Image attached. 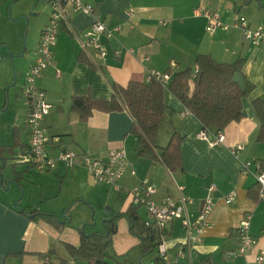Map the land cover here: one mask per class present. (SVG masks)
Listing matches in <instances>:
<instances>
[{"label": "crops", "instance_id": "0c3cea01", "mask_svg": "<svg viewBox=\"0 0 264 264\" xmlns=\"http://www.w3.org/2000/svg\"><path fill=\"white\" fill-rule=\"evenodd\" d=\"M16 1L0 0V53L10 58L21 54L22 59L16 61L13 71L20 75L24 84L37 55L40 32L49 19L50 0H29L20 5ZM82 1L94 6L95 14L108 28L119 26L120 29L113 39L105 41V57L96 60L94 50L81 48L74 36L83 33L92 22V16L66 7L67 23H60L50 64L37 79L51 104L42 124L49 136L58 138L49 153L55 155L62 147L91 158L106 159L110 149L122 147L130 163L118 185L132 188L148 179L156 185V201L166 195L176 198L177 186H180L183 194L193 198V203L187 206L191 220L196 217L202 200L211 196L215 203L190 249L180 244L185 231L179 220L168 225L167 252L165 258L161 257L165 264H256V257L264 251V199L258 194L256 198L250 197L248 190L258 184V162L264 159V142H257L254 154L251 151L258 129L252 101L264 99V44L251 45L237 27L218 28L209 33L205 30L206 19L200 12L204 8L216 11L226 24L243 16L250 28L264 27V0ZM19 16L21 19L28 16L29 22L22 52L18 42L21 24L16 23ZM197 54H209L215 61L227 63L241 58V71L253 87L241 98L243 117L223 129L222 144L211 145L198 133L205 131L211 135L215 131L202 127L166 89L167 81L157 144L164 147L173 133L180 136V165L174 170H169L160 160L159 148L153 149L151 155L140 152L137 137L132 132L133 118L126 109L93 110L84 121L71 110L74 96L109 100L113 96V84L126 86L130 81L147 82L150 70L164 73L168 69L177 71L189 66L195 69L193 61ZM9 61L6 57L0 59V96L2 91L6 95L4 102H0V111L6 110L12 115L8 126L10 144L7 145L16 141L13 149L20 150L19 157L27 151L29 130L22 96V101L12 107L13 100L6 89L12 77ZM235 144H242L243 148L232 153L230 147ZM246 161L250 166L242 171L241 166ZM16 162L20 164L16 170L24 171L19 187L12 182L14 176L11 168H7V160L2 173L6 171L3 177L9 182L5 186L3 180L0 181V264H85L71 259L64 243L78 246L81 228L87 233H103L102 220L125 211L129 198L110 185L96 182L81 160L72 168L57 162L54 168L43 173L20 159ZM211 186L213 190H209ZM18 189L22 190L19 202ZM231 192H234L233 200L225 203L224 197ZM105 204L108 207L103 212ZM14 205L25 210L39 209L53 216L55 223L45 217L25 216ZM137 210L144 220L145 209L137 207ZM91 211L94 217H99V220L93 218V225L89 223ZM246 213L251 217L253 244L245 255L228 257L226 253L240 244L236 227ZM140 242V238L130 232L127 219L119 216L107 253L121 258L122 264H153L154 258L159 256L157 248L143 254ZM179 250L182 255L178 257ZM175 258L177 263H174ZM110 259L108 257V261Z\"/></svg>", "mask_w": 264, "mask_h": 264}, {"label": "built area", "instance_id": "2783aa9c", "mask_svg": "<svg viewBox=\"0 0 264 264\" xmlns=\"http://www.w3.org/2000/svg\"><path fill=\"white\" fill-rule=\"evenodd\" d=\"M67 6H70L73 12H82L92 16V22L83 33L81 35L74 34V36L81 48L91 47L94 50L96 60L105 57L107 52L105 41L113 39L115 32L120 29L119 26L108 28L105 22L95 14V8L90 3L82 0L49 1V19L40 32L37 55L28 69L21 89V96L27 111L26 124L29 135L27 151L20 156V160L32 165L41 173L54 168L57 162H62L66 167L72 168L81 160L96 182L110 185L116 191L123 192L129 198V205L145 209L146 218L143 223L158 235L160 241L157 245V253L160 257L165 258L166 256L167 239L165 233L173 220H179L185 231L184 236L180 239V244L182 247L190 249L191 244L198 239L202 228L207 223V215L215 203L211 196H206L202 200L196 217L191 220L187 206L193 203V198L183 194L180 186H177L178 196L176 198L166 195L156 201L154 199L157 192L156 185L148 179L139 181L132 188H124L118 185V180L130 163L126 151L122 147L110 149L106 159L91 158L62 147L57 150L55 155L49 153L54 148V143L58 141V138L49 136L42 124L43 117L49 113L51 104L47 102L44 90L38 86L37 79L50 64L52 46L55 44L60 23H67ZM199 12L197 11V13ZM200 13L206 19L205 30L209 33L218 28L226 30L229 27H237L242 30L243 39L251 45L264 44V27L250 28L243 16H237L231 24H226L221 21L216 11L204 8ZM171 66L174 64L172 63ZM149 78H154L165 86L170 78V73L150 70ZM198 136L208 139L211 145H220L224 141L222 129L216 130L211 135L205 131H200ZM242 148V144H235L230 147V151L236 153ZM249 166V161L244 162L241 166L242 171H247ZM256 180L259 186V198L264 199V173H258ZM209 190H213V186L209 187ZM233 197L234 192L225 196V203H230ZM250 218V214L246 213L238 223L236 230L240 244L236 249L226 253L228 257L245 255L247 248L253 244V237L250 234ZM181 255L182 250H179L177 256ZM262 260H264V251H261V254L256 257V264H261ZM174 263H177L176 258Z\"/></svg>", "mask_w": 264, "mask_h": 264}, {"label": "trees", "instance_id": "16d2710c", "mask_svg": "<svg viewBox=\"0 0 264 264\" xmlns=\"http://www.w3.org/2000/svg\"><path fill=\"white\" fill-rule=\"evenodd\" d=\"M193 64L196 66L195 69L190 66L177 71L168 69L170 78L166 89L181 101L184 107L199 120L204 129L223 130L229 123L239 121L243 117L241 98L253 87L241 71L243 60L238 58L231 63L217 62L209 54H197ZM234 73L243 76L244 89L233 81ZM164 91L165 86L154 78H149L147 82L130 81L126 86L113 84V96L109 100L74 96L71 110L75 111L84 121L93 110L106 112L126 109L133 118L132 132L137 137L140 152L144 155H151L153 149L159 148L160 160L169 170H174L180 165L178 151L180 136L173 133L164 147H159L157 144L158 128L165 110ZM252 106L258 123L254 140L264 142V99H254ZM16 144L17 142L14 141L10 147L13 148ZM5 149V146L0 145V158L3 161L5 160L3 156ZM2 167L1 163L0 171ZM258 173H264V159L258 162ZM258 190L259 186L256 184L248 190V195L256 198ZM19 210L25 216L34 219L45 217L46 220L55 223L53 216L39 209L20 208ZM119 216L127 219L130 232L140 238L143 254L151 253L157 248L160 241L158 235L144 225L137 207L129 205L125 211L103 222V233L97 231L87 233L82 229L79 231L78 246L64 243L69 257L74 261H83L88 264H110L107 250L111 244V235L115 230L116 218ZM153 264H165V262L156 256Z\"/></svg>", "mask_w": 264, "mask_h": 264}, {"label": "rangeland", "instance_id": "374dc122", "mask_svg": "<svg viewBox=\"0 0 264 264\" xmlns=\"http://www.w3.org/2000/svg\"><path fill=\"white\" fill-rule=\"evenodd\" d=\"M28 1L29 0H17L15 3L17 5H20L22 3L27 4V3H29ZM15 3H13V5ZM11 7H12V5H11ZM28 14H29V11H27V15ZM241 14H243V12H241ZM17 18H20V19L16 23H20L21 24V26L19 27L20 35L18 37V42H19V49L21 50L20 52H22V50L24 48L25 35H26L27 29H28V26H29V22H28V16L27 17H23L22 19H21L20 16L17 17ZM12 59H13V61H12ZM18 59H22V56H21L20 53L17 54L16 56H12L11 60L8 63V66H9V69L11 71L12 77H11V81L9 82V85L6 87V89L7 90L9 89V96L12 98L11 100H13L12 101V107H13L14 104L16 105V104H18V103H20L22 101V99H21V89H19V88L23 85V82L21 80L20 75H18L17 72L13 71V69L16 66L15 63H16V61H18ZM23 65L26 66V61L25 60H23ZM15 81H16V83H15ZM1 94L2 95L0 96V102H4L5 96H6L5 92L2 91ZM12 107L10 108L11 111L13 110ZM14 108L16 109V106ZM11 118H12V115L8 114V112L6 110L0 111V145H5V147H6V149L4 151V156L6 157V160L8 161V163H7V168L8 169L12 168L13 162L17 163L16 162L17 159H20V156L19 157L17 156L20 150L19 149H13V148L10 147V145H7V144H10L9 140H10L11 134L9 133V129H8L9 127L8 126L10 125L9 120H11ZM9 162H11V163H9ZM0 164H1V161H0ZM17 164L13 168L17 169L19 167V165H20V164H18V165ZM5 166H4V168H5ZM4 168L1 169L2 172H3ZM32 169H34L33 166H32ZM5 174H6V171H5L4 175H2V180H3L4 185L6 186L7 183L9 182V180L7 178L3 177V176H5ZM27 181H28V183L32 182L30 180H27ZM17 192H18L17 201L19 202L20 197L22 196V190L18 189ZM25 192H26L25 193L26 197H28L29 193H30L28 187H27V190ZM106 206L108 207V205L105 204L104 208L102 209L103 212L107 208ZM93 218L97 220L99 217H97V216L94 217V212L91 211L89 223L92 222ZM99 223H100V221L98 222V224ZM96 229H98V227H96ZM107 254H108V257L111 258L109 260L110 264H122L121 263L122 262L121 258L119 259L118 256H115V255H113L110 252H108ZM85 264H88V263L85 262ZM137 264H139V263L137 262Z\"/></svg>", "mask_w": 264, "mask_h": 264}, {"label": "water", "instance_id": "95a60500", "mask_svg": "<svg viewBox=\"0 0 264 264\" xmlns=\"http://www.w3.org/2000/svg\"><path fill=\"white\" fill-rule=\"evenodd\" d=\"M9 7H10V5H9ZM23 17H26V16H23ZM8 55H9V54H8ZM4 57L9 58V60H11V58H10L9 56H5V55H3V54L0 53V59H1V58H4ZM233 81L236 82V83L240 86L241 89H244V78H243V76H242L241 74H239V73H234V74H233ZM2 146H5V145H2ZM256 146H257V142H255V143L252 144V146H251L252 154L255 153ZM13 148H14V147H13ZM3 156H4V155H3ZM4 158H5L4 161L0 158V161H1L2 165H3L2 168H4L5 163H6V157L4 156ZM13 166H14V163L12 164V168H11V170H12V174H13V176H14V178L12 179V182H13L16 186L19 187V181H20V179L23 178L24 171H17L15 168H13ZM2 175H3V173H2V170H1V171H0V178H1L0 181H2ZM19 176H20V177H19ZM17 179H18V180H17ZM14 207L17 208L16 205H14ZM105 220H107V218H104V219L102 220V223H103ZM90 225H93V222H92ZM80 230H82V228H81ZM157 257H160V256H157ZM160 258H161V257H160ZM161 259H162V258H161Z\"/></svg>", "mask_w": 264, "mask_h": 264}]
</instances>
